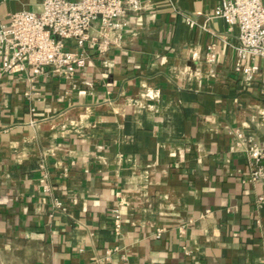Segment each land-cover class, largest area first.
<instances>
[{
  "label": "crops",
  "instance_id": "crops-1",
  "mask_svg": "<svg viewBox=\"0 0 264 264\" xmlns=\"http://www.w3.org/2000/svg\"><path fill=\"white\" fill-rule=\"evenodd\" d=\"M141 1L74 75L0 79V264H264V180L233 134L264 140V56L246 85L220 0ZM42 2L0 0V24Z\"/></svg>",
  "mask_w": 264,
  "mask_h": 264
},
{
  "label": "built area",
  "instance_id": "built-area-1",
  "mask_svg": "<svg viewBox=\"0 0 264 264\" xmlns=\"http://www.w3.org/2000/svg\"><path fill=\"white\" fill-rule=\"evenodd\" d=\"M141 6V0H43L39 12L11 14L7 23L0 24V79L28 70L39 76L46 69L65 77L74 75L86 65L87 45L100 55L107 52L126 27L125 17ZM211 18L222 19L227 33L236 32L234 70L250 85L258 66L244 61L264 56V0H220L207 17ZM185 20L194 26L191 18ZM94 26L99 28L98 36L91 35ZM215 59L214 48L209 46L207 62L214 63ZM233 134L252 167L250 181L264 180V140L242 130ZM54 204L62 206L57 200ZM112 212L114 231L119 233L121 216L118 209Z\"/></svg>",
  "mask_w": 264,
  "mask_h": 264
}]
</instances>
